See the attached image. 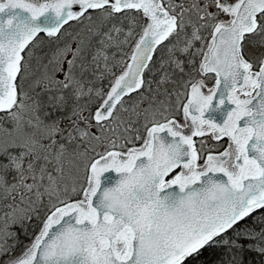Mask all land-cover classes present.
Listing matches in <instances>:
<instances>
[{"label": "snow or ice", "instance_id": "snow-or-ice-1", "mask_svg": "<svg viewBox=\"0 0 264 264\" xmlns=\"http://www.w3.org/2000/svg\"><path fill=\"white\" fill-rule=\"evenodd\" d=\"M0 264H264V0H0Z\"/></svg>", "mask_w": 264, "mask_h": 264}, {"label": "trees", "instance_id": "trees-1", "mask_svg": "<svg viewBox=\"0 0 264 264\" xmlns=\"http://www.w3.org/2000/svg\"><path fill=\"white\" fill-rule=\"evenodd\" d=\"M250 223H251V221H250ZM32 227L34 228L35 225H33ZM21 239L24 241V243H28V238L22 236Z\"/></svg>", "mask_w": 264, "mask_h": 264}]
</instances>
